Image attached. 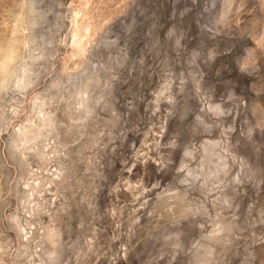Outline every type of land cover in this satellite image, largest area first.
<instances>
[{
  "label": "clouds",
  "instance_id": "9594fccd",
  "mask_svg": "<svg viewBox=\"0 0 264 264\" xmlns=\"http://www.w3.org/2000/svg\"><path fill=\"white\" fill-rule=\"evenodd\" d=\"M0 264H264V0H0Z\"/></svg>",
  "mask_w": 264,
  "mask_h": 264
}]
</instances>
